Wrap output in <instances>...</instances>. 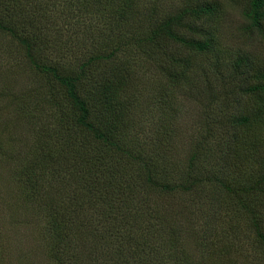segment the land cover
Segmentation results:
<instances>
[{"label":"trees","instance_id":"1","mask_svg":"<svg viewBox=\"0 0 264 264\" xmlns=\"http://www.w3.org/2000/svg\"><path fill=\"white\" fill-rule=\"evenodd\" d=\"M138 4L139 0H0V33L23 50L28 71L44 87L43 103L51 102L58 111L51 131L49 120L28 122L34 139L26 150H19L17 190L24 197V207L41 217L45 251L55 264H244L234 255L231 233L222 234L226 243L217 245L212 242L217 238L209 240L211 230L199 223L198 210L208 201H200L204 197L201 189L213 187V204L220 196L230 205L229 210L246 211L255 237L264 243L262 214L255 206L263 196L264 173L254 183L242 178L244 182L235 181L232 174L220 175L215 168L197 171L201 156L197 147L188 158L186 174L171 181L158 174V165L149 158L133 154L124 141L129 136L135 141L136 125L148 122L155 111L149 100L156 95L142 93L146 106L134 100L136 92L149 87V82L144 86L130 83L137 68L143 67L135 61H148L146 55L154 51L163 77L157 88L188 92L195 86L199 88L188 93L199 96L214 88L215 79L195 80L192 72L197 60L210 55L214 74L222 82L217 85L223 86L222 97H227L226 106L229 96L234 101L247 97L258 105L221 121L222 133L232 140L220 142L221 153L264 165V140L250 143L236 133L252 130L262 139L264 69L245 77L250 71L247 58L221 59L223 36L219 25L216 27L230 5L249 23L246 31L264 37V0H182L179 11L164 16L155 4L152 29L143 35L127 27L136 17ZM74 12L81 17L73 18ZM92 27L98 36L90 44ZM111 35L121 45L110 48ZM86 44L91 47L81 49ZM133 52L141 58L133 61ZM67 53L76 57L70 67L65 65ZM21 65L11 67L10 74L0 72L4 80L0 97L8 99V109H26L25 115L28 96L12 86V78L24 72ZM156 104L163 116H174V105L165 95L157 96ZM2 117L5 112L0 110V120ZM3 133L12 136L10 130ZM16 137L14 134L8 147L2 148L4 154L22 147ZM201 147L210 149L208 141ZM252 191L256 197L250 206ZM187 221L192 230L187 231L188 248L183 245L187 233L182 234ZM235 230L237 233L238 228Z\"/></svg>","mask_w":264,"mask_h":264},{"label":"rangeland","instance_id":"2","mask_svg":"<svg viewBox=\"0 0 264 264\" xmlns=\"http://www.w3.org/2000/svg\"><path fill=\"white\" fill-rule=\"evenodd\" d=\"M155 4L158 7L159 15L164 16L165 14H173L179 11L182 7V0H139L136 17L130 21L127 27L134 29L141 35L145 31L152 29L151 8ZM73 15V18L81 17L77 12H74ZM218 25L223 36L221 41L223 48L219 47L223 53L221 59L231 61L240 56L247 58L250 71L247 72L245 77L254 74L258 69H264V37L259 36L255 32L246 31L249 23L238 8L227 5L224 10L223 20L216 24V27ZM75 28L78 30L79 24H76ZM95 30V27H92V30H90L92 31L89 35L91 38L90 44H93V40L98 36V34H94ZM108 39H110V48L121 45L118 37H112L111 35ZM65 42L66 40L63 39L62 44ZM84 47L90 48L91 46L86 44L81 49ZM146 56L148 61H135L136 64L141 63L143 67L137 68L136 76L131 79L130 83L144 86L143 83L149 82V87L145 86L149 90L144 88L143 91L136 92L134 100L137 104L141 103L142 106H146L142 93L144 95H147V93L156 95L155 98L152 97L149 100L151 109L155 111H153L152 115H149L150 119L148 116L145 118L149 119L148 122L136 125L138 137L135 141L130 136L126 139L128 141H124L130 145L133 154L146 156L154 165H158L156 170L159 175H167L171 181H177L179 177L186 174L188 158L192 154V150L196 151L197 147H199L201 156L199 160L200 164L195 167L197 171L205 167L215 168L213 171L220 175L232 174L235 177V181L240 180L241 182L242 179L254 183L261 181L264 173L263 164L257 163L255 160L249 161L248 159L247 161H238L228 157L225 153H221L219 148L221 141L227 143L228 140L232 142L229 137L224 136L225 133H222L221 121L225 120L226 116L231 119L237 113H245L249 107L252 109L258 105L249 101L247 97H236L234 101L229 96L226 106L227 100L225 99L227 97H222L223 86L217 85L222 82L218 81L220 77L214 74V70L211 67L212 59L210 55L207 57L203 56L197 60L192 72L195 80H199V78L207 80L209 78L213 81L215 79L214 88L210 92H206V94H199V96H190L188 93H194L196 88H199L195 86L192 88L188 87L190 89L188 92L186 89L173 91L164 89L163 87L157 88V86H160L163 77L157 67L156 55L151 50ZM121 57L125 58L126 56L124 57L123 54ZM131 57L133 61L141 58L136 52H133ZM67 58L69 65H65L70 67L71 62L75 63L76 57L67 53ZM23 62V50L19 48L12 38L0 33V72L8 70L6 72L10 74L11 67L22 64L24 72L23 74L21 73L22 75L16 76L15 79L12 78L15 83L12 86L14 89H17V93H24L28 96V105H25L24 108H28L29 110L24 115V110L26 109H8L6 108L8 99L3 101L0 97V110L5 112V118L2 117L3 120H0V264H55L45 251L43 224H39V218L41 217L35 215L33 209L27 210L24 207V197L17 190L19 183L15 170L19 164H17L19 161V150L23 149L24 151L26 150V145L27 148L29 147L28 143L30 145L33 143L34 137L28 132V128L31 129L28 122L32 120V123L35 124V120H37V123L49 120L51 124L53 123L52 128L50 125L51 131L56 126L58 111L54 104L50 105L51 102L47 101L43 103L42 95L44 94V87L28 71V66ZM203 71L206 73L204 74ZM3 85L4 80L1 75L0 88ZM8 91L11 92L9 88ZM160 95H165L173 103V117L163 116V114L158 112L161 107L156 102L157 96L159 97ZM233 103L234 105L232 106L231 104ZM248 112L250 111L248 110ZM161 117L163 119L159 123L158 119ZM158 123L163 125L165 134L161 129L162 127H158L160 126L157 125ZM228 127L233 129L232 124L228 125ZM4 129L10 130L12 136L15 134L17 140H19L18 145L22 146L8 155L2 152V148L8 147V143L12 141L10 139L12 136L3 133ZM244 131L248 133L245 135ZM244 131L238 130L236 133L244 137L242 139H247L250 143L259 142L261 144L263 142V133L260 136L262 139L258 140L259 134L254 136L256 131H247L245 129ZM204 141H208L210 147L206 151L202 150L201 147ZM261 157L263 158L264 155ZM242 182L244 181L242 180ZM212 188L211 185L205 188L202 186L201 190L204 197L200 201L203 200L204 202L207 198L208 201H206V204L203 203L198 210L200 212L199 223L201 222V225L211 230L209 240L212 241L217 238V241L212 242L222 246V243H226L227 240L222 234L229 232L232 236L229 238V241L233 246L235 257L241 259L244 264H264V243H260L255 237L250 215L246 214V211L242 209L235 208L229 210L228 207L230 205L221 199L220 196L217 203L213 204L216 194H214ZM255 192H250L251 195L248 197V204L250 206L253 205L256 197L254 196ZM262 195L255 201V206L258 209L257 211L262 214L260 226L264 231V191ZM245 202H247V199H245ZM213 206L215 207L213 208ZM211 210L214 211L211 213ZM233 210L234 213L232 212ZM232 225L233 229H230ZM195 226L197 225L195 224ZM236 227L238 228L237 233ZM182 228H184L182 229L183 235L187 231H189L188 233L192 232V230H189L188 221L185 226L182 225ZM212 229H215V231H212ZM218 230L220 236L217 235ZM188 233L185 236L183 244L186 248L190 247L189 242L186 241ZM234 236L237 239H234Z\"/></svg>","mask_w":264,"mask_h":264}]
</instances>
